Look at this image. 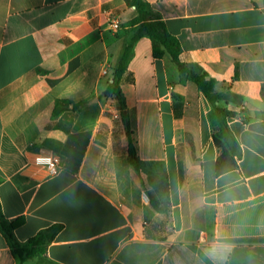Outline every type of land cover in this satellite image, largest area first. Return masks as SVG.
I'll use <instances>...</instances> for the list:
<instances>
[{
    "label": "crops",
    "instance_id": "obj_1",
    "mask_svg": "<svg viewBox=\"0 0 264 264\" xmlns=\"http://www.w3.org/2000/svg\"><path fill=\"white\" fill-rule=\"evenodd\" d=\"M145 1L181 61L218 83L242 156L127 0H0L3 213L24 219L23 244L60 227L24 264H264V0ZM129 46L123 111L104 93ZM44 154L57 174L35 163ZM0 264H21L1 230Z\"/></svg>",
    "mask_w": 264,
    "mask_h": 264
},
{
    "label": "trees",
    "instance_id": "obj_2",
    "mask_svg": "<svg viewBox=\"0 0 264 264\" xmlns=\"http://www.w3.org/2000/svg\"><path fill=\"white\" fill-rule=\"evenodd\" d=\"M130 7L137 11V17L132 21V25H139L142 33L152 39L153 51L155 58H163L169 54L173 62L178 66L181 75L189 82L196 84L201 91L206 95L212 105L210 111V120L212 126L219 138H221L229 147L235 157L242 156V148L237 137L233 133L229 125V120L235 117V114L227 108L220 106L221 94L217 91V82L210 79L207 73L197 64L184 63L180 59L181 46L179 40L173 36L167 29L165 23L154 14L151 6L145 0H127ZM131 54V46L127 50L121 61L119 69L115 73V77L106 89L104 96L106 98L114 97L119 101L123 111L126 109V99L121 89V79L124 71V66L127 63ZM64 111L57 105L55 115ZM130 138V161L133 165L138 162L137 144L132 133H128ZM151 205L159 212L163 208L156 198L151 197ZM24 223V219L20 218L15 222H8L3 213L2 204L0 201V230L8 245L11 248L15 258L24 264L37 256L46 255L50 244L54 241L60 231V227H52L41 231L35 237L23 244L19 242L15 235V231Z\"/></svg>",
    "mask_w": 264,
    "mask_h": 264
},
{
    "label": "built area",
    "instance_id": "obj_3",
    "mask_svg": "<svg viewBox=\"0 0 264 264\" xmlns=\"http://www.w3.org/2000/svg\"><path fill=\"white\" fill-rule=\"evenodd\" d=\"M111 27L114 30L120 29L119 21H113ZM35 163L38 166L45 168L50 175H55L60 170V158L54 154H44L39 155L35 158ZM146 200H149V197L146 196Z\"/></svg>",
    "mask_w": 264,
    "mask_h": 264
}]
</instances>
